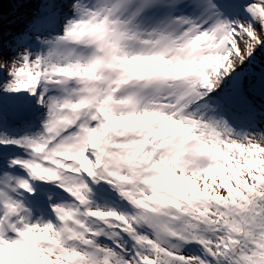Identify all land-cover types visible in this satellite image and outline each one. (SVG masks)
Segmentation results:
<instances>
[{
    "label": "snow or ice",
    "instance_id": "snow-or-ice-1",
    "mask_svg": "<svg viewBox=\"0 0 264 264\" xmlns=\"http://www.w3.org/2000/svg\"><path fill=\"white\" fill-rule=\"evenodd\" d=\"M0 264H264V0H0Z\"/></svg>",
    "mask_w": 264,
    "mask_h": 264
},
{
    "label": "trees",
    "instance_id": "trees-1",
    "mask_svg": "<svg viewBox=\"0 0 264 264\" xmlns=\"http://www.w3.org/2000/svg\"><path fill=\"white\" fill-rule=\"evenodd\" d=\"M11 5V6H10ZM33 5H23L17 9V6L7 3L3 6L4 14L8 17H5V22L13 21L12 25L5 27L6 32H11V30L17 32L23 26V19L33 10Z\"/></svg>",
    "mask_w": 264,
    "mask_h": 264
},
{
    "label": "rangeland",
    "instance_id": "rangeland-1",
    "mask_svg": "<svg viewBox=\"0 0 264 264\" xmlns=\"http://www.w3.org/2000/svg\"><path fill=\"white\" fill-rule=\"evenodd\" d=\"M6 4H7V2H5L3 6H5ZM10 6H11V5H10ZM5 17H8V16L5 15ZM9 25L11 26V23H8V22L5 23V27H6V28H7ZM259 61H260V58H258V65H259ZM257 70H258V69H257Z\"/></svg>",
    "mask_w": 264,
    "mask_h": 264
},
{
    "label": "bare ground",
    "instance_id": "bare-ground-1",
    "mask_svg": "<svg viewBox=\"0 0 264 264\" xmlns=\"http://www.w3.org/2000/svg\"><path fill=\"white\" fill-rule=\"evenodd\" d=\"M12 33H15V31L11 30Z\"/></svg>",
    "mask_w": 264,
    "mask_h": 264
}]
</instances>
